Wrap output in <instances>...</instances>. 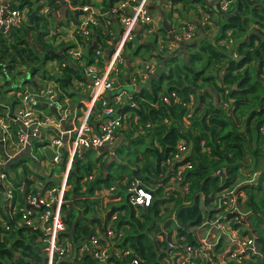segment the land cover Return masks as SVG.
Segmentation results:
<instances>
[{
	"label": "trees",
	"instance_id": "obj_1",
	"mask_svg": "<svg viewBox=\"0 0 264 264\" xmlns=\"http://www.w3.org/2000/svg\"><path fill=\"white\" fill-rule=\"evenodd\" d=\"M40 1L16 0L13 6L26 11L29 23L0 33V111L5 103L15 104L16 100L8 103L11 92L26 89L4 83L6 71L21 69L28 73L29 84L36 81V75L59 81L66 91L72 79H83L82 68L77 67L69 53V59H65L45 39L49 25L56 20L51 11V21L40 13L43 6ZM64 1H70L72 7L95 5L93 0ZM118 1L104 0V10H111ZM176 1L184 2L187 9L190 7L187 4L196 2ZM47 2L53 9L54 0ZM206 4L204 1L207 12L220 21V33L211 37L207 34L208 27H202V35L188 42L186 49L179 51V48L169 59L158 60L157 72L140 83L132 99L129 97L130 102L123 106V126L119 132L127 139L133 138L129 151L125 152L121 143L109 160L104 157L106 152L91 158L92 150L85 158L77 155L74 159L68 178L70 189L62 207L66 235L78 245L95 234L97 226L108 224L114 215L113 229L123 232L105 263L88 256L85 261L89 264H175L172 253L185 250L180 246L175 250L168 247V241L174 237H184V243L191 242L194 246L202 245L196 242L200 238L218 241L215 250L222 252L225 240L223 237L213 240L219 232L210 223L216 219L223 221L227 215L234 228L254 237L258 249L250 259L232 260L228 264H264V0H237L228 12H221L218 3ZM34 7L36 16L31 24ZM70 14L76 18L81 11L74 9ZM96 29L99 40L105 41L103 28L95 26L93 30ZM229 40H233L231 49L223 45ZM95 48H89L88 55L83 57L87 64L95 62ZM51 60L60 62L62 75H50L44 69ZM176 97L179 101H175ZM180 142L189 147V153L179 163L174 157ZM187 161L192 167L185 170L181 183H176L173 180L176 169ZM17 166L6 171L15 201H19L17 187L24 182L18 175L16 180L13 178ZM137 181L153 194L149 207H137L130 200L129 188ZM51 186L53 182L47 185ZM103 187L102 192L113 189L107 195L118 198L105 208V221L97 213L101 198L96 192ZM1 190L0 187V264L47 263L38 242L44 234L19 225L18 218H8ZM232 191L237 194L235 205L225 203L224 194ZM168 208L171 211L166 216ZM5 221L13 227L10 237L4 235ZM209 232L210 236H204ZM125 250L131 253L124 255ZM54 264H81V261L58 259Z\"/></svg>",
	"mask_w": 264,
	"mask_h": 264
},
{
	"label": "built area",
	"instance_id": "obj_2",
	"mask_svg": "<svg viewBox=\"0 0 264 264\" xmlns=\"http://www.w3.org/2000/svg\"><path fill=\"white\" fill-rule=\"evenodd\" d=\"M155 1L119 0L114 4L112 13L118 16L126 40L132 39L133 31L139 25L144 27L147 33H155L156 20L158 19L156 14L149 8L150 4ZM205 1L207 4L218 3L221 12H228L237 0ZM15 3L16 0H0V33H8L12 27H19L27 20L26 11L13 6ZM80 8L83 15L72 33L74 45L68 50L70 58L79 64L84 62V43L90 38L92 27L98 22L96 11L94 12L95 6L87 4ZM210 22L213 21H210V15L207 14L204 17V23ZM196 36V24L190 20L182 21L172 27L169 35L158 41V52L162 56H170L179 50L180 42L194 41ZM223 45L231 49L233 40L224 41ZM114 49L111 59L105 61L104 67L98 65V56H96L94 63L86 65V74L92 80V89L95 94L102 98V109L99 114L100 122L97 129L89 121H85L79 126L73 124L68 129L65 128L63 131H59L69 120L70 111L61 106V89L53 81H48L46 86L39 90L26 88L23 92H11L10 95H12L8 103L16 100L15 104L10 106L5 103L3 105L5 108L0 111V129L3 130L2 133L7 134L8 128L18 127L15 144L19 149L24 144H28L27 142H30L31 139L36 141L45 140L47 132L53 131L50 130L51 128L56 129L58 135L52 137L50 145L58 149H65L63 154L58 151L54 157V162L62 168L61 178L52 181L54 186L32 188L26 195L24 204L15 201L12 183L8 180V174L6 172H4L5 174L0 173V185L5 189L8 218L10 220L18 218L17 223L19 225L39 230L44 234L38 241L47 260V263L42 264H54L58 259L69 258L78 259L81 264H89V261H85V257L88 256L96 262L105 263L113 255V249L123 236V232L117 233L112 227L116 218V215H114L108 224L103 225L101 228L97 226L95 234L86 240H81L76 245L66 235L67 226L62 218V207L66 203L65 193L70 188L68 178L75 157L77 155L81 156L86 149H100L112 145L123 126V118L119 110L126 106L125 97L128 93L121 87H116L115 84L120 70L124 67L121 66L124 61L115 45ZM101 53V50L97 51V54ZM157 70L158 64L149 62L143 66L139 76L142 80H146L154 75ZM111 91L116 92L113 95H106ZM165 100H168V98ZM175 101H179V98L176 97ZM15 105L19 106L18 114H12ZM42 108L52 112L48 114ZM188 153L189 147L180 142L177 145V154L174 159L180 163ZM191 167L192 164L189 161L178 165L173 180L180 184L185 170ZM88 179H92V176ZM184 189L187 190V186H184ZM129 192L132 204L137 207H149L153 202L151 190L141 186L138 181L130 186ZM236 196L237 194L234 191L229 195L224 194L225 203L229 202L235 205ZM229 207L227 206V209ZM236 210H238L237 207ZM227 217L228 215L225 216L223 221L216 219L210 223L219 232L217 238L223 237L225 240V247L222 252H216L215 250L218 241L210 242L205 238L195 239L196 242L202 245L194 246L191 242L184 243L186 240L184 237L180 239L174 237L168 241V247L175 250L180 246L185 250L184 253L177 251L172 253L175 264H228L229 261H239L242 258L250 259L253 254L255 255L258 249L254 237L243 234L241 228H234L231 224L232 220H227ZM4 228V235L12 234L13 227L7 221H5ZM208 235L210 236V233ZM119 253L120 251L117 250L116 254ZM129 253H131V250L124 251V255Z\"/></svg>",
	"mask_w": 264,
	"mask_h": 264
},
{
	"label": "crops",
	"instance_id": "obj_3",
	"mask_svg": "<svg viewBox=\"0 0 264 264\" xmlns=\"http://www.w3.org/2000/svg\"><path fill=\"white\" fill-rule=\"evenodd\" d=\"M94 4V12L96 13L98 17V22L95 25L97 28L102 27L103 31L106 35L107 39H104L105 41L101 42L97 36L98 30H93L95 26L92 27L90 38L85 42L83 55H88V50L91 47H96L94 51V59L96 61V56H98V65L100 67L105 66V61L109 59L113 53H114V45L118 52L121 53L122 56H124L126 61V67H123L122 70L119 72L115 84L116 87H121L124 89L128 94L125 97L127 103L130 102L128 99H132L133 92L138 89L140 83L144 81H148L152 75L147 78L146 80H142V78L139 76L140 72L143 69V66L146 63L149 62H155L154 59L157 57L154 55V51L158 52L157 45L158 41L161 38H164L165 36L169 35L172 27L174 26L172 22H178V12H181L183 14L182 21L190 20L196 24L197 28V37L202 35V27L207 28L208 27V35H211V37L216 36L220 33V24L219 19L215 14H210L205 9L206 7L203 6V3L205 0H196L194 3L187 4V9L185 7V3L182 1H176V0H156L154 3L150 4L149 8L153 13L156 14V18L158 20L156 24V31L153 34L147 33L141 25L137 26L132 34V39L126 40L125 34L123 31V27L121 26V23L118 19V16L114 13H112L111 10H104V0H93ZM55 6L58 5V0H54ZM67 2V9L70 13L71 10L78 9L81 11V14L78 15V17H74V21H69L66 23L68 26V29H65V33H61L60 35H54L52 40L50 39L51 44L53 47L63 55L65 59L68 58V49L74 45V41L72 40V33L76 26L78 25L81 16L83 15V11L80 7H72L70 4V1ZM213 4V3H210ZM92 5V4H91ZM207 5V4H206ZM46 6V5H44ZM55 6H53V9H50V11L53 13L55 11ZM47 7V6H46ZM183 8V9H182ZM42 8L40 9L41 12ZM49 11V12H50ZM110 12L112 14H110ZM110 14V16H109ZM210 15V23H204V17L206 15ZM72 16V15H71ZM172 23V24H171ZM64 24V23H61ZM179 24V23H178ZM213 24V26H212ZM60 27V26H59ZM165 28L164 30H162ZM59 32V29H56V33ZM94 33V34H93ZM196 40V39H195ZM194 40V41H195ZM119 41V42H118ZM180 42L179 43V51H183V49H186V46L184 47ZM188 43V42H187ZM150 48L151 50L149 51ZM101 50V54H97V51ZM193 50H191L192 52ZM137 53V54H136ZM160 54V53H159ZM162 56V55H161ZM102 57H105L102 59ZM139 57V58H138ZM133 58H136L135 62L139 63L140 68L136 70L138 73V76L140 78V81L137 82L134 81L130 75V73L125 71H132L134 67H136V63H133ZM111 59V58H110ZM160 60L157 58V62L159 63ZM86 61V58H85ZM82 62L81 64L75 62L77 64V67L82 68V73L84 74L83 79H72L71 86L68 87V90H64L63 87H61V84L59 81L54 80H48V79H40L39 77L36 79L35 82L32 84H29L32 88L28 89H34L39 90L42 87L46 86V83L48 81L56 82L60 89H61V106L64 108H67L70 111L69 120L60 128V132L63 131L65 128L71 127L73 124L76 126L81 125V123H84L85 121H89L96 129L100 122V112L102 109V101L101 97H99L92 89V80L87 77L86 74V62ZM100 61V62H99ZM50 63L54 65L52 70H47L50 72V75H62V71L60 68V62L58 60H51ZM157 63V64H158ZM92 64V63H91ZM104 65V66H103ZM103 69V68H101ZM60 73V74H58ZM136 73V74H137ZM123 78L124 81H126L125 85H122L118 83V79ZM50 83V82H49ZM127 84L131 86H127ZM134 86L132 90L129 88ZM126 87V88H125ZM116 91H111L110 93L106 95H113ZM76 95V96H75ZM105 95V96H106ZM104 96V95H103ZM13 97V96H12ZM112 97V96H111ZM124 108V107H123ZM123 108L119 110V113L122 115ZM44 112L51 113L52 111H47V109H44ZM19 106L15 105L14 109L12 111V114H18L19 113ZM49 110V109H48ZM18 127H13L12 129H7V134L2 133V129H0V173L5 174L4 172L12 170L11 168L18 164L17 169L13 170L15 172H12L13 174H16L23 179L24 182L19 183L20 185L17 187V196L21 204H24L26 195L31 191L32 188L44 186L47 187L49 183L52 181H57L58 178H61V170L62 168L59 167L54 162V157L57 155L58 151H60L62 154L64 153L63 149L60 148H53L54 156L51 160L47 159L46 157V147L47 143L51 141L52 137L55 135H58L56 131H49L47 132V135L45 136V140H39L36 141L35 139H31L30 142L28 141V144H24L20 149L16 146L15 140H16V133ZM56 132V133H55ZM126 135L118 133L115 142L107 146L103 151L99 149H86L82 152L80 158H85V155L88 153V151H99L98 153L106 152L108 156L104 157H110V155L115 153V149L124 144L127 149L125 152H128L129 148V142L126 141ZM123 141V142H122ZM45 143V144H43ZM51 143V142H50ZM122 143V144H121ZM43 144V145H39ZM51 146V145H50ZM46 148V149H45ZM99 154L96 156L98 157ZM115 156V154H114ZM32 157L34 159L32 166L30 168V165L26 162V158ZM95 157V158H96ZM92 158V157H91ZM94 158V159H95ZM110 158H108L109 160ZM125 162V161H124ZM73 167V166H72ZM56 168H59L60 171L56 172ZM27 171L25 174L24 171ZM40 172L41 174H47L49 172V175L46 176V178L40 179V181H37L36 178L32 177V173L35 174L37 172ZM46 184V185H45ZM2 188L1 195H2V202L7 206V202L5 200V189L0 185ZM70 189V188H69ZM68 189V190H69ZM104 187L100 190H97L96 196L101 198V204L97 208L99 209L97 211L98 216L101 217L102 221H105L107 218V212L106 207L110 206V203H115L118 198L112 199L109 198L108 193H112L113 189L105 190V192L102 190ZM101 193V194H100ZM7 209V208H6Z\"/></svg>",
	"mask_w": 264,
	"mask_h": 264
},
{
	"label": "rangeland",
	"instance_id": "obj_4",
	"mask_svg": "<svg viewBox=\"0 0 264 264\" xmlns=\"http://www.w3.org/2000/svg\"><path fill=\"white\" fill-rule=\"evenodd\" d=\"M58 5H56L55 6V11L53 12V17L55 18V23H54V25H52V24H50L49 25V28H48V35L45 37V39L47 40V41H49L50 39L52 40V38H53V36L55 35H60L61 33H65L64 32V30L65 29H68V26L66 25V23H68L69 21H74L75 20V18L74 17H72L71 16V14L68 12V9H67V2L66 1H64V0H58ZM40 4H43V6L41 7L42 8V10H41V12L40 13H42L49 21H51L52 20V18L49 16V11H50V9H51V5L47 2V0H41L40 1ZM44 5H46V6H44ZM183 9V8H182ZM34 10L36 11V9H35V7H34ZM157 14V13H156ZM178 18V22H172L173 23V25H177L178 23H181L182 22V20L181 19H184L183 18V14L181 13V12H178V16H177ZM28 21L26 20L25 21V24H24V26L25 25H28ZM61 23H64V24H61ZM171 23V24H172ZM60 26V27H59ZM212 26H213V24H212ZM56 29H59V32H57L56 33ZM35 32H36V30H34V31H31V37L32 38H35V36H34V34H35ZM49 42H53V41H49ZM139 58V57H138ZM133 63H136L135 62V60H136V58H133ZM155 60V63L157 64L158 62H157V58L156 59H154ZM123 61H124V64L122 65L121 64V66H124V67H126V61H125V58H124V56H123ZM160 65V63H158V66ZM54 67V65H52L51 63H50V61H48L47 62V64H45V68L44 69H46L47 70V68L48 69H50V70H52V68ZM140 68V65H139V63H136V67H134L133 69H131L132 71H125V73L124 74H126V72L128 73H130V75H131V77H132V79L134 80V81H136L137 82V84H138V82L140 81V78H139V76H138V73L136 72V70L137 69H139ZM18 70L19 71H12V72H10V73H8V71H6V76L5 77H3L2 78V81L4 82V83H8L11 87H21L22 89H25V88H29L30 86H29V76H28V73H25V72H21V69H19L18 68ZM121 71V70H120ZM50 73V72H49ZM137 73V74H136ZM58 74H60V73H58ZM36 79L38 78V75H36V77H35ZM118 83H120V84H122V85H125L126 84V81H124L123 80V78L121 77V79H118ZM127 86H131V85H129V84H127ZM126 88V87H125ZM134 88V86L132 85V87H130L129 89L130 90H132ZM12 95V94H11ZM76 96V95H75ZM7 98V97H6ZM5 98V99H6ZM8 98H9V96H8ZM127 129V128H126ZM143 131V129H141L140 130V132L141 133H143L142 132ZM138 131H137V133L135 134V135H138ZM128 135H131L130 133L128 134ZM133 138H131V139H127L126 138V141L127 142H130L131 140H132ZM123 142V141H122ZM47 146L48 147H46L45 149H46V157H47V159H49V160H51L52 158H53V156H54V152H53V148H52V146H50V142H48L47 143ZM126 148V147H125ZM127 149V148H126ZM129 150V149H128ZM99 151H92V153H91V157L92 158H95L99 153H98ZM125 155V154H124ZM107 158V157H106ZM106 158H104V159H106ZM109 158V157H108ZM107 158V159H108ZM26 160V162L28 163V165H30V168H31V166H32V163H33V161H34V159L32 158V157H29V158H26L25 159ZM59 166V165H58ZM60 167V166H59ZM56 172H59L60 171V169L59 168H56V170H55ZM32 177H34V178H36V180L37 181H40V179H42V178H46V176H48L49 175V172H47V174H41L39 171L37 172V173H35V174H33L32 173ZM16 174H14L13 175V178H15V180H16ZM14 181V180H13ZM16 182V181H15ZM101 194V193H100ZM109 198H111L110 196H109ZM166 210V209H165ZM171 210H169V208L166 210V216L168 215V213L170 212ZM172 214V213H171ZM167 219V218H166ZM162 224H164V222H162ZM4 225H5V222H3V227H4ZM251 227L253 228V226L251 225ZM211 232V231H210ZM209 232V233H210ZM208 233V234H209ZM208 234H205L204 236H208ZM216 234V233H215ZM9 237L11 236V234H9L8 235ZM202 237V236H201ZM217 237H215L214 236V238H213V240H215ZM90 257V256H89Z\"/></svg>",
	"mask_w": 264,
	"mask_h": 264
},
{
	"label": "water",
	"instance_id": "obj_5",
	"mask_svg": "<svg viewBox=\"0 0 264 264\" xmlns=\"http://www.w3.org/2000/svg\"><path fill=\"white\" fill-rule=\"evenodd\" d=\"M35 16H36V11H33V13L31 14V16H30V23L31 24H33L34 23V18H35ZM184 47L188 44V43H181ZM177 53V51L176 52H174L173 54H176ZM154 55L157 57V58H159L160 60H163L164 58H166V59H169L170 58V56H168V57H164V56H161L159 53H157L156 51H154ZM65 123V122H64ZM68 129V128H67ZM55 131H57L56 129H54ZM103 149H105V148H100L99 150H101V151H103ZM63 151H65V149H63Z\"/></svg>",
	"mask_w": 264,
	"mask_h": 264
},
{
	"label": "bare ground",
	"instance_id": "obj_6",
	"mask_svg": "<svg viewBox=\"0 0 264 264\" xmlns=\"http://www.w3.org/2000/svg\"><path fill=\"white\" fill-rule=\"evenodd\" d=\"M96 17H97V15H96ZM97 19H98V17H97ZM50 130H53V131H55V130H54V129H52V128H51Z\"/></svg>",
	"mask_w": 264,
	"mask_h": 264
}]
</instances>
